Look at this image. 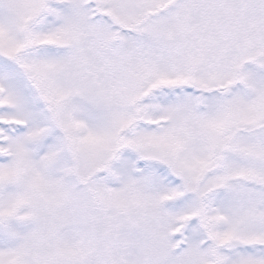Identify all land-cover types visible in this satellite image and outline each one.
Here are the masks:
<instances>
[{
  "label": "snow or ice",
  "instance_id": "snow-or-ice-1",
  "mask_svg": "<svg viewBox=\"0 0 264 264\" xmlns=\"http://www.w3.org/2000/svg\"><path fill=\"white\" fill-rule=\"evenodd\" d=\"M0 264H264V0H0Z\"/></svg>",
  "mask_w": 264,
  "mask_h": 264
}]
</instances>
